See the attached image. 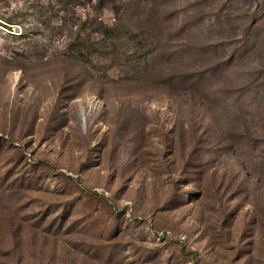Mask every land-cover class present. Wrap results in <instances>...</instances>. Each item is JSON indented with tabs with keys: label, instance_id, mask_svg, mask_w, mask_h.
<instances>
[{
	"label": "rangeland",
	"instance_id": "obj_1",
	"mask_svg": "<svg viewBox=\"0 0 264 264\" xmlns=\"http://www.w3.org/2000/svg\"><path fill=\"white\" fill-rule=\"evenodd\" d=\"M0 264H264V0H0Z\"/></svg>",
	"mask_w": 264,
	"mask_h": 264
},
{
	"label": "trees",
	"instance_id": "obj_2",
	"mask_svg": "<svg viewBox=\"0 0 264 264\" xmlns=\"http://www.w3.org/2000/svg\"><path fill=\"white\" fill-rule=\"evenodd\" d=\"M101 5V4H100ZM102 33L107 36L108 38H113L114 35V30L105 27V29L102 31ZM76 41H80L79 39H77ZM78 49V48H77ZM80 50V49H78Z\"/></svg>",
	"mask_w": 264,
	"mask_h": 264
}]
</instances>
